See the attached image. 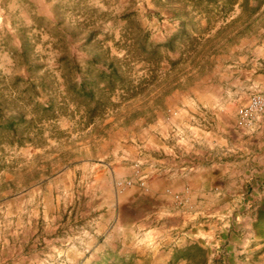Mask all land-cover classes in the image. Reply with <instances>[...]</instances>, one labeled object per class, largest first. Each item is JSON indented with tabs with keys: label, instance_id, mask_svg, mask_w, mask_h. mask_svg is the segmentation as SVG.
Instances as JSON below:
<instances>
[{
	"label": "rangeland",
	"instance_id": "374dc122",
	"mask_svg": "<svg viewBox=\"0 0 264 264\" xmlns=\"http://www.w3.org/2000/svg\"><path fill=\"white\" fill-rule=\"evenodd\" d=\"M180 20L193 23L192 45L164 53L151 74L133 42L144 34L163 42ZM95 49L126 57L141 90L113 95L116 104L91 122L68 103L55 119L20 128L31 142L0 144V264H264L255 184L228 176L227 198L207 184L163 186L151 165L165 158L163 143L194 144L195 127L210 131L195 149L227 140L223 147L234 150L241 134L251 151L264 142V111L243 114L264 94V0H0L5 113L28 119L37 101L61 104L67 79L80 76L74 65ZM32 74L50 88L26 90Z\"/></svg>",
	"mask_w": 264,
	"mask_h": 264
},
{
	"label": "trees",
	"instance_id": "16d2710c",
	"mask_svg": "<svg viewBox=\"0 0 264 264\" xmlns=\"http://www.w3.org/2000/svg\"><path fill=\"white\" fill-rule=\"evenodd\" d=\"M210 2H214V0H206V3ZM192 28L193 23L180 20L177 30L167 40L153 44L148 41L146 34H144V38L136 39L132 46L141 55L140 58L152 67L151 74H153L163 59L164 53L176 50L178 46L187 41H191L190 44L192 45L194 40L190 31ZM89 38L88 36L87 41L90 40ZM28 53L25 44H22L18 53L22 62H29ZM125 59L126 57L111 55L108 50L95 49L90 57L84 60V66L74 65L75 73L80 76L77 80L67 79L64 101L61 104L53 99H47L46 102L37 101L33 115L28 119L22 114L17 116L6 114V103L0 99V144L14 142L17 145H22L25 142H31L32 137L29 133L20 132V128L31 127L32 123L36 124L37 121L55 119L57 110L67 108L68 103L73 104L76 111L82 112V118L84 115L85 120L91 122L116 104L111 99L113 95L117 94L122 99L136 95L137 91L141 90L142 85L140 82L134 83L127 67H125L127 64ZM170 62L175 63L173 60ZM155 76L152 75L153 78ZM45 77V75L40 77L34 74L29 75L26 79V90L37 94L39 89L47 90L50 88Z\"/></svg>",
	"mask_w": 264,
	"mask_h": 264
},
{
	"label": "crops",
	"instance_id": "0c3cea01",
	"mask_svg": "<svg viewBox=\"0 0 264 264\" xmlns=\"http://www.w3.org/2000/svg\"><path fill=\"white\" fill-rule=\"evenodd\" d=\"M149 127L151 129L153 128L151 125ZM261 127L264 128V123H262ZM163 130L164 132L161 135L169 137L170 134L168 133V128H164L163 126ZM178 131L180 132L181 130L178 129ZM192 132L197 137L210 136V131H202L196 127L193 128ZM175 134L179 133L176 132ZM197 137H195V140L200 143L201 141H199ZM182 142L184 141L181 140V144L176 143L172 146L163 143L161 147L163 148V156L165 158L160 159V163L158 164L154 161L151 162V165L159 166L160 170L157 169L159 171L157 179L163 186L175 182L182 185L207 184L209 185V190L213 187H216L215 189L218 187V192L215 194L221 193L223 197L231 198L233 197V194L230 193L231 190L225 188L224 184L227 183L226 179L228 176H234L236 177L235 181H239V183H248L250 185L255 184V187L252 186L249 194H252L254 191L255 198L264 200L263 187L259 188V185L264 182V149L260 148L264 145V142H261V145L259 146L257 145L258 147L256 151H251L247 148V138L245 137L242 139V134L240 135L239 145L235 146L234 150H231L228 147H223L227 144V140L221 141V144L218 145L215 143L216 140H209L206 149H195L194 144L196 142H194V144L185 145L184 147ZM217 146L222 148V150H225L222 153L224 154L223 157H216L215 153L218 151ZM175 147L179 150L174 151L173 149H175ZM231 151L235 154L231 155ZM201 152H206L208 155V159L204 160L205 162L200 160H193V162L188 159L190 158V154H198ZM191 158L193 159L192 156ZM150 176H152V174ZM150 182H152V177ZM202 189L205 191L204 188ZM172 191L174 192L175 190L173 189ZM207 193H210V191ZM194 194L195 196L197 195L196 192H194ZM144 243L145 242L137 241L134 243V247L140 248ZM246 245L247 243H245L244 246ZM233 259L237 260L236 258ZM242 259H245L246 262L249 260L247 257ZM143 261L146 262L145 256L143 257ZM209 262L210 259H208L207 264H209ZM167 263L168 260L164 261L163 264ZM224 263L231 264L228 261Z\"/></svg>",
	"mask_w": 264,
	"mask_h": 264
},
{
	"label": "built area",
	"instance_id": "2783aa9c",
	"mask_svg": "<svg viewBox=\"0 0 264 264\" xmlns=\"http://www.w3.org/2000/svg\"><path fill=\"white\" fill-rule=\"evenodd\" d=\"M261 111H264V94L254 95L251 97L248 105L244 109L243 114L247 117H250ZM140 185H144V181L141 180Z\"/></svg>",
	"mask_w": 264,
	"mask_h": 264
}]
</instances>
